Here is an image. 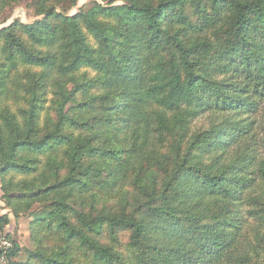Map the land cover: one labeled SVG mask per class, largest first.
<instances>
[{"label":"trees","instance_id":"obj_1","mask_svg":"<svg viewBox=\"0 0 264 264\" xmlns=\"http://www.w3.org/2000/svg\"><path fill=\"white\" fill-rule=\"evenodd\" d=\"M17 1L0 0V13ZM28 1L39 18L0 29V184L15 217H34L32 256L264 260L244 237L250 219L251 239L264 230V156L253 143L258 114L264 131V0H102L79 14L68 13L77 0ZM82 67L97 72L93 92ZM202 116L206 126H194ZM9 222L0 215L10 259L21 247L4 234Z\"/></svg>","mask_w":264,"mask_h":264},{"label":"rangeland","instance_id":"obj_2","mask_svg":"<svg viewBox=\"0 0 264 264\" xmlns=\"http://www.w3.org/2000/svg\"><path fill=\"white\" fill-rule=\"evenodd\" d=\"M93 1H98L99 3H108L110 1H102V0H77L75 5H71L70 9L68 10V13L70 14H79L80 13V9L81 7L85 6V5H89L91 4ZM114 4H121L122 1L116 0L113 1ZM29 1L28 0H20L17 1L13 4L7 5V3H4V11L2 10L0 13V29L2 27L8 26L9 24L15 22V21H20L22 23H30L33 22L35 19L39 18L36 15L35 9L33 7H29L28 6ZM65 5H69V3H65ZM229 68V67H228ZM229 71H232L231 69H227V71H224L218 75V78H224V76L229 74ZM97 72L89 67H82L79 69V71L76 73L77 77L79 79H81V77H83V83H85L86 85L83 87V89L89 90V92H93L95 90V88H91V80L96 77ZM231 74V72H230ZM49 101L51 98V94L48 95ZM10 107L11 110L15 111L16 106L13 105L12 103H10ZM45 105L48 106V103H46ZM44 111L42 112V116ZM226 113H223V115H225ZM242 117H246V115H242ZM262 117L261 114H258L255 118V120L257 121L256 125H254V134L255 137L253 143H258L259 145H257L255 148L258 152V154H260L261 156H264V148L261 145V142L263 141V122H262ZM193 125L194 126H206V118L204 116L199 117L195 120H193ZM206 128V127H205ZM248 141V140H247ZM247 141H245V143L247 144ZM234 145H232L231 149L229 152L234 150ZM227 152V153H229ZM226 153V154H227ZM230 157H227L226 159H229ZM19 179V176L16 178V180ZM261 187L259 188V193L264 192V186L262 187V185H260ZM11 196H19V193L17 192H13L11 193ZM37 210H39V208H37ZM242 210L244 216L246 215V209L244 207H242ZM2 214H8L9 218H10V222L9 224L5 227L4 229V234H12L13 240H15L19 246L21 247L20 252L18 253V255H16L15 257H11L9 259L8 257V261L3 262L0 261V264H11L13 261L17 264H24L26 262H29V264H41L38 262V260L32 256L31 252H34L37 248V245L34 241V239L32 238V231H31V226H32V221L34 220V217L28 213H24L21 210H18L17 213V217L14 216V213L12 211V207L10 206L9 202H7L5 196H4V192L1 188V184H0V215ZM247 217V215L245 216ZM250 225H246L245 226V230H244V237H247L246 239V246L247 248H249L250 250L255 249V247L257 246V244L259 243V250L261 249L263 251L262 248H264V230L262 232V235L256 239H251L254 236V228H256L257 226V222L254 220L250 219ZM97 229V227H96ZM98 232V231H97ZM100 233V231L98 232ZM99 236H101V238H105L104 237V233H100ZM127 237H128V232H122L119 236V240H120V246L118 248L121 249H125L123 244L127 241ZM43 250H47L49 251V247L47 245L42 246ZM52 250V249H50ZM250 264H264V260H253Z\"/></svg>","mask_w":264,"mask_h":264},{"label":"built area","instance_id":"obj_3","mask_svg":"<svg viewBox=\"0 0 264 264\" xmlns=\"http://www.w3.org/2000/svg\"><path fill=\"white\" fill-rule=\"evenodd\" d=\"M0 247L4 249L3 254H0V261L6 262L8 261V256L6 257V250L11 247V242L2 237L0 241Z\"/></svg>","mask_w":264,"mask_h":264}]
</instances>
